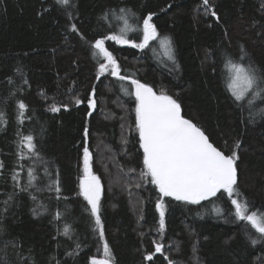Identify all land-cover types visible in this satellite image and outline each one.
<instances>
[{"label":"trees","instance_id":"trees-1","mask_svg":"<svg viewBox=\"0 0 264 264\" xmlns=\"http://www.w3.org/2000/svg\"><path fill=\"white\" fill-rule=\"evenodd\" d=\"M210 4L219 20L205 12L202 0H72L67 8L56 0H0V262L90 264L93 257L104 258L106 240L112 264H264V240L234 219L233 206L220 194L200 204L163 198L165 227L159 231L158 188L141 174L134 86L107 73L97 79L91 45L120 34L119 10H130L132 28L153 13L158 32L173 41L179 67L158 41L143 50L106 41L121 75L173 96L182 115L225 154L240 141L238 190L250 210L264 213V100L238 107L226 91L228 70L223 67L226 57L245 56L264 69V0ZM127 37L142 39L133 31ZM93 88L97 106L90 116L87 99ZM76 99L84 103L77 105ZM21 101L27 106L22 118ZM54 104L61 106L59 112L49 110ZM27 135L34 137L39 157L20 160L19 141ZM85 143L102 183L103 240L90 205L79 195ZM29 168L36 176L32 187ZM15 172L20 173L18 184ZM57 179L59 193L48 188ZM65 225L69 235H64ZM253 239L258 243L253 245ZM154 241L165 243V251L147 261ZM77 244L76 253L68 255Z\"/></svg>","mask_w":264,"mask_h":264},{"label":"snow or ice","instance_id":"snow-or-ice-1","mask_svg":"<svg viewBox=\"0 0 264 264\" xmlns=\"http://www.w3.org/2000/svg\"><path fill=\"white\" fill-rule=\"evenodd\" d=\"M204 10L211 16L219 20V16L213 10L210 0H202ZM62 7H71L72 0H56ZM119 20L123 22V27L119 29L120 34L112 33L96 39L92 43L94 55L97 57V79L106 73L117 77L121 81H130L134 86L135 127L139 134V143L143 149L144 170L142 176L150 177V182L157 186L160 200L156 204L159 209V231L163 233L165 227V204L163 198L173 197L178 201H186L192 204H200L201 201L218 197V194L225 196L230 205L233 206L231 214L234 219L246 222V226L255 229L259 233V239L264 240V213L250 210V204L246 197L238 190L237 161L239 159L238 149L240 141H235L230 154H225L220 148L215 146L205 131L192 120L182 115L180 103L173 96L165 92H157L152 86L142 83L138 79H133L130 75H121V66L113 53L106 47V41H115L121 45H131L134 48H149L150 42L158 41L159 47L163 49L164 55L171 60L175 67V49L173 41L169 36H161L153 20V13L147 14L138 22L136 28L128 22L130 10L120 9ZM70 15V14H69ZM109 13L103 19L108 20ZM71 29L78 32L75 23L71 24ZM129 31L137 32L142 39L140 42L129 39ZM82 35V34H81ZM155 52V48L152 49ZM223 67L228 70L226 79V91L231 93L233 102L238 107L243 108L244 102L251 107L257 99L264 100V69L254 65L240 56L236 59L225 58ZM27 83V81H25ZM75 103L80 105L83 100L76 99ZM90 108L95 109V88L87 99ZM67 109V105H63ZM20 117H23L27 106L23 101L19 102ZM52 112H59L61 106L52 105L49 109ZM91 115V112H89ZM3 113H0V123H3ZM83 136L85 141L88 136V128H84ZM26 156L39 157L36 143L32 135L22 136L19 141V159ZM92 153L86 143L83 145V177L79 183V195L90 205V212L95 219L98 235L103 240L104 226L100 215V201L102 196V185L100 178L93 174L91 166ZM0 168L3 163L0 162ZM23 171V165L20 166ZM47 174V169L45 170ZM28 187H32L36 180L34 169L29 168ZM13 180L19 183L20 173L13 174ZM139 187V185H137ZM49 190L60 192L59 181L54 180L48 186ZM26 191L27 188H22ZM33 200L36 196L32 197ZM38 207H41L38 205ZM220 213L222 210L217 208ZM34 214H39L33 209ZM61 214L56 213L59 219ZM70 234V226L65 225L64 235ZM154 251L145 255L144 259L152 261L157 253L165 251V243L154 241ZM253 245L258 240L251 241ZM80 245L68 255H74ZM103 259L91 258L90 264H112V256L106 240H103ZM3 264V262H0ZM169 264L173 262L169 261Z\"/></svg>","mask_w":264,"mask_h":264},{"label":"water","instance_id":"water-1","mask_svg":"<svg viewBox=\"0 0 264 264\" xmlns=\"http://www.w3.org/2000/svg\"><path fill=\"white\" fill-rule=\"evenodd\" d=\"M96 106H97V103H96ZM95 111H96V107H95V109H92V108H91V115H93V114L95 113ZM91 115H90V116H91Z\"/></svg>","mask_w":264,"mask_h":264},{"label":"rangeland","instance_id":"rangeland-1","mask_svg":"<svg viewBox=\"0 0 264 264\" xmlns=\"http://www.w3.org/2000/svg\"><path fill=\"white\" fill-rule=\"evenodd\" d=\"M131 34V33H130ZM91 166H92V160H91ZM92 172H93V169H92ZM93 174L95 175V173L93 172ZM97 176V175H96ZM101 182V181H100ZM101 185H102V183H101Z\"/></svg>","mask_w":264,"mask_h":264}]
</instances>
